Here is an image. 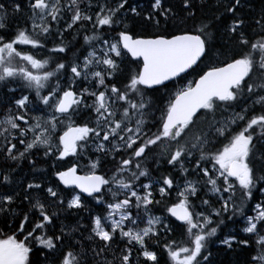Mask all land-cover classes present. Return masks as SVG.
Listing matches in <instances>:
<instances>
[{
    "label": "snow or ice",
    "instance_id": "6c2138e0",
    "mask_svg": "<svg viewBox=\"0 0 264 264\" xmlns=\"http://www.w3.org/2000/svg\"><path fill=\"white\" fill-rule=\"evenodd\" d=\"M245 6L218 0L213 19L229 17L218 43L212 20H196V0H180L182 22L193 23L174 31L164 27L178 16L168 0H148L146 8L136 0H0V31L11 15L24 16L11 35L0 34L7 89L0 159L35 170L42 155L53 161L56 182L21 183L16 167L2 171L0 214L17 227L0 232V264H32L34 248L42 264H161L157 249L165 264H212L209 244L225 215H243L254 190L264 197V8L250 36ZM137 19L155 30L133 32ZM69 30L91 33L82 36V57L79 49L69 54ZM161 89L158 106L149 94ZM83 111L89 117L78 123ZM149 158L154 169L163 162L171 171L154 177ZM103 159L113 161L110 175L99 171ZM21 193L28 208L17 216ZM158 206L166 216L152 214ZM71 210L86 212L89 223L49 234ZM252 211L242 229L256 237L249 264H264V200ZM233 241L249 245L235 235L218 240L229 248Z\"/></svg>",
    "mask_w": 264,
    "mask_h": 264
},
{
    "label": "trees",
    "instance_id": "16d2710c",
    "mask_svg": "<svg viewBox=\"0 0 264 264\" xmlns=\"http://www.w3.org/2000/svg\"><path fill=\"white\" fill-rule=\"evenodd\" d=\"M218 0H196L197 5V15L196 20L197 21H205L212 20L211 29L213 31L214 36L217 38V42H221L224 37L226 36V33L223 31L225 24L228 22L229 17L228 16H221L220 20L213 19V14L218 11L216 5ZM245 7L240 9V15L242 18L246 20V27L245 30L248 32V34L251 36V29L254 27L253 25V19L254 17L258 16L260 10L264 8V0H244ZM136 3L139 5H142L143 7H147L148 0H136ZM168 3H170L174 9L177 11L178 16L175 21L169 20L168 23L164 26L166 30L168 31H174L178 28H183L185 24L188 26H191L193 21H184L183 20V13L180 10V0H168ZM83 6V5H82ZM219 11L222 12V9H219ZM24 20L23 15H11L9 17V20L7 22L8 27L6 31H0V34L4 35H11L12 31L15 29V27L18 26V24ZM129 28L138 34H146L151 33L155 29L152 28L149 25L144 24L141 20H134L129 22ZM86 34H91L90 31H81L79 35H75L72 30H69L65 33V43H68L71 41L72 47H70L69 51L72 50H83L85 52L87 50V46L82 47V36ZM51 44H49V47ZM18 49L25 50V51H36L30 49V46L26 45H18ZM46 50L43 54H41V58L43 55H46ZM69 54H71L69 52ZM79 54V53H78ZM80 55V54H79ZM84 55V54H83ZM83 55H80L81 57ZM199 71V69L196 70V72H189L183 83L187 82L189 79L196 78V73ZM11 87V86H9ZM171 87V85H170ZM160 95L164 94V90L161 89L159 91ZM7 95V89L4 87V85L0 86V104L1 108L3 109L4 103H5V96ZM33 95L34 98V94ZM1 162H7L3 159H0ZM11 163V162H10ZM63 163V162H61ZM53 161L51 159H46L42 155L35 157V170H33L32 166H29L27 164V161L21 162L19 166H17L14 163L4 164L2 165V171L4 169H7L9 167H16V172L13 174L15 177L19 178L21 183L25 182L29 178H37V179H44L50 184H55V177L52 176L53 171ZM163 171L164 169H159ZM156 172H154L155 174ZM2 175V172H1ZM178 175V173L174 174ZM192 178V177H189ZM259 186H264V184H260ZM22 196L23 193H21V200L17 203V213L18 216L21 211L27 210L28 204L27 202H22ZM240 200V196L237 197V201ZM261 200H264V197L260 195L258 191H254V197L252 198V201L256 204L257 202H260ZM214 201V200H212ZM93 202L89 201V205ZM246 200L243 201V215H233V219L229 221L227 219V215H232L231 212L225 215L224 220L225 223L222 224L219 227V234L221 237H225L226 235H230L231 232L238 231L239 228L242 227L243 222L247 215H250V207H247L245 205ZM90 206H93L90 205ZM50 211H56L55 208H51ZM95 211L101 212L102 208H95ZM80 222L81 224L87 225L89 223L88 221V214L86 212L80 213L77 215L74 210H71L69 213H64L61 216L60 222L57 224V228L54 230L52 228L48 229L49 234H53L54 231L58 234V229L60 227V224L67 225L69 227L74 226L77 222ZM17 222L13 217H9L5 219V217L0 214V232L11 234L16 230ZM180 229L177 228L176 238L179 239ZM22 238V237H21ZM250 239V238H248ZM87 244V241L85 242ZM158 253L160 254V260L161 264H165V261L167 260V256L165 253H163L160 249H157ZM208 251L211 252L210 260L212 264H249V261L251 258L256 254L255 251H251L248 247L245 246L239 247L237 243H233L230 248L220 247L217 245V241L214 243L209 244ZM91 260V258H89ZM30 260L32 264H42V258L39 255V249L34 248L32 253H30Z\"/></svg>",
    "mask_w": 264,
    "mask_h": 264
},
{
    "label": "rangeland",
    "instance_id": "374dc122",
    "mask_svg": "<svg viewBox=\"0 0 264 264\" xmlns=\"http://www.w3.org/2000/svg\"><path fill=\"white\" fill-rule=\"evenodd\" d=\"M87 27H88L89 29H91V25H88ZM85 53H86V51H85ZM185 83H186V82H185ZM1 85H3V84L0 83V86H1ZM9 86H11V85H9ZM11 87H14V86H11ZM162 104H163V101H162ZM162 104H161V105H162ZM238 110H239V109L237 108V111H238ZM0 112H2L1 104H0ZM88 117H89V113L86 112V111H83V112H81L80 116H79L78 118H76V119H77V122H78V123H79V122H86L87 119H88ZM67 159H70V158H67ZM148 162H151V165H152L151 167H152V168H149V169L152 170V175H153L154 177L157 176V175H159L160 172L167 173V172L171 171L170 168H168V167H164V166H163V162H162L161 165L159 166V169H161V168L164 169L163 171H161V170H159V169L156 170V169L153 168V161L151 160V158L148 159L147 163H148ZM109 170H110V169H109ZM154 172H156V173L154 174ZM107 174L110 175V172H107ZM173 174H176V173H173ZM143 180H144V178H143ZM144 182H146V181H144ZM237 187H238V186H237ZM254 191H255V190H254ZM201 195H203V198H205V199H209V200H210V203H211L212 206H219V205L217 204V199H218V198H217L216 196H214L213 194H211V193H207V194H205V193H201ZM260 195H261V194H260ZM238 196H240V192H239V190H238L237 193H236V197H238ZM212 200H214V201H212ZM93 203H94V202H93ZM93 203H92V204H93ZM92 204H90V205H92ZM245 205H247V207H250V212H251L250 215H254L255 213L252 211V209H253V206L255 205V203L252 201V199H250V200H246ZM159 208L162 210L161 207H159ZM214 219H215V218H214ZM242 226H243V227L245 226V220H244ZM243 227L239 228L238 231H236V232H231L230 235H235V236L237 237V240H241L242 238H250V240L253 241V243H254V245H255L256 237L244 233V232L242 231ZM219 232H220V231H219V229H218L217 236L212 238V242H211V243H214V244H215V242L217 241V245H218V246H220V247H225V248H229V247H227V246H225V245H221V244H219L218 240L223 238V237H221V235L219 234ZM233 243H236V242L233 241L232 244H233ZM255 248H256V245H255Z\"/></svg>",
    "mask_w": 264,
    "mask_h": 264
},
{
    "label": "flooded vegetation",
    "instance_id": "af4514ba",
    "mask_svg": "<svg viewBox=\"0 0 264 264\" xmlns=\"http://www.w3.org/2000/svg\"><path fill=\"white\" fill-rule=\"evenodd\" d=\"M141 6H142V5H141ZM62 24H63V21H61V25H62ZM75 51H76V50H74V51L70 50L69 52L72 53V52H75ZM79 54H80V55H83V54H85V52H83V50H79ZM114 82H116L117 84H119V83H120V78H117V80L114 81ZM88 84H89V87L94 86V85L92 84L91 81L88 82ZM11 86H14V87H15V85H11ZM84 86H85V82L81 81L80 84H79V87L82 88V87H84ZM149 95H150V97L155 98V100L158 101V106L162 104V100H160L161 95H160L159 92H151ZM154 114H155V116H156L157 118L159 117V112H158V111H156ZM91 151H92V149H89V152H91ZM71 159H72V158H70L69 160H71ZM84 163H85V161H84V160H81V164L83 165ZM4 164H9V165H11L10 162H1V161H0V175H1V172H2V169H1V168H2V165H4ZM146 166L149 167V168H152V167H151V166H152V165H151V162H148V163L146 164ZM163 166H164V167H168L165 163H163ZM113 167H114V164H113V161H112L111 159H103V164H102V167H101V169H100L99 171H100L101 173H107V172H109V169H113ZM168 168H169V167H168ZM141 180L144 181L143 178H141ZM152 214H153V215H156V216H161V217L167 215L166 213L163 212V210H161V209L159 208V206L156 207V208L153 210ZM141 226H143V225H141ZM242 227H243V226H242ZM176 233H177V229L175 230V237H176ZM242 239H247V240H249V245H248L247 247H248L249 249H251V251L254 252V249H256V248H255V245H254L253 241H251V240L248 239V238H242ZM237 245H239V247H242V246H243V245H240V244H238V243H237ZM247 247H246V248H247Z\"/></svg>",
    "mask_w": 264,
    "mask_h": 264
},
{
    "label": "water",
    "instance_id": "95a60500",
    "mask_svg": "<svg viewBox=\"0 0 264 264\" xmlns=\"http://www.w3.org/2000/svg\"><path fill=\"white\" fill-rule=\"evenodd\" d=\"M191 72V71H190ZM178 223V222H177Z\"/></svg>",
    "mask_w": 264,
    "mask_h": 264
}]
</instances>
